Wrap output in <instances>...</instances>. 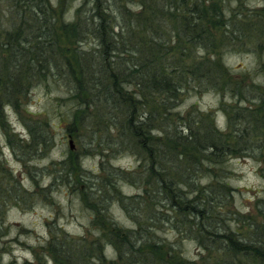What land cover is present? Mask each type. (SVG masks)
I'll use <instances>...</instances> for the list:
<instances>
[{"label": "rangeland", "instance_id": "374dc122", "mask_svg": "<svg viewBox=\"0 0 264 264\" xmlns=\"http://www.w3.org/2000/svg\"><path fill=\"white\" fill-rule=\"evenodd\" d=\"M45 1L57 45L46 53L53 51L55 67L30 78L14 96L16 107L5 105L0 118L1 262L55 264L50 250L60 264H66L63 251L72 264H92L94 255L85 260L87 252L102 253L100 264L215 260L195 226L182 223L149 194L147 155L131 140L104 130L109 118L122 122L125 117L123 110L104 105L108 69L126 89L141 94L137 107L149 114L153 143L165 152L166 167L176 164L170 173L176 182L189 194L210 192L213 185L208 199L214 198L220 211L214 209L212 216L217 224L241 231L246 240L264 231V0H103L118 25L113 32L119 52L111 58L94 32L91 3ZM189 10L198 11L211 33H199L197 40L185 29L193 21ZM15 12L10 0H0V30L19 24L21 14L15 17ZM26 22L29 34L36 26ZM102 58L112 61L106 66ZM135 64L166 70L179 83L178 96L155 93L142 73L125 77ZM80 65L86 87L77 90ZM36 125L47 134L42 148L30 143L29 127ZM196 129L216 131L242 151L222 159L198 156L197 165L195 157L180 156L182 149L172 142L176 133Z\"/></svg>", "mask_w": 264, "mask_h": 264}, {"label": "trees", "instance_id": "16d2710c", "mask_svg": "<svg viewBox=\"0 0 264 264\" xmlns=\"http://www.w3.org/2000/svg\"><path fill=\"white\" fill-rule=\"evenodd\" d=\"M10 1L16 11L15 17L18 14H21V17L19 18V24L16 26L17 28H13L12 31L0 30V118H3L5 105L13 108L16 107L17 101L14 100V96L18 92L21 95L24 85L30 84V78L34 77V75L40 77L41 75H46V68L52 70L55 67V64L51 62L53 61L51 56V52L53 51L48 53L49 55L46 52L49 49L54 50L57 48L56 35L52 23L54 17L50 13L46 1ZM84 2L86 4L91 3L93 6L92 10L94 14L92 21L95 23L94 32L104 46V55L110 56V58L112 55L117 56L119 50L117 49V43L114 42V38L118 34L117 32H113V26L117 23L115 16L107 14V8L104 6L103 0H84ZM188 14L193 17V21L186 22L185 29L188 30L189 28L190 31L193 30L196 33L195 38L197 40L200 39L199 33L202 36L206 32L211 33V30L209 31L210 24L203 22V17L199 15L197 10H189ZM26 19L32 20L36 26L33 31H29V34L24 28V25L27 23ZM116 27L118 28V25ZM233 35L236 36L235 33ZM119 44L121 46L126 45L122 41H119ZM25 47H32V50L28 53L24 52ZM37 48L38 51H36ZM102 59H105V64L109 60L110 62L112 61V59ZM21 69L23 72L17 76L18 71ZM79 69L80 82L77 83V90L86 87L85 81L83 80L82 65H80ZM30 70H33L32 74L29 73ZM141 73L142 77L146 76L149 86L155 93L163 95L167 99L170 97L175 98L180 93L179 83L173 80L166 70H159L158 67H155V69L151 68L149 71L146 67L135 64L133 69L125 72V77H136L137 74ZM107 75L110 76L111 81L109 80L105 84L106 86L103 87L106 90L104 105L107 107L115 106V110L118 112L123 110L125 117L122 122H118L115 117L109 118V126L105 122L102 123L105 126L104 130L115 132L117 139L123 142H129L131 140L134 148L143 152L151 160V164L147 168L150 179L148 183H152V191H149L151 197L172 209L173 213L181 217V221L185 225L192 223L195 226L197 238L200 237L202 241H207V245H209L205 246L208 253L216 254V258L211 264H264V231L253 232L251 239L246 240L245 236L240 234L241 231L217 224V220L212 217L215 209L213 207L214 198L208 199V197H211L210 192L211 195L213 193V185L208 188L210 192L203 190V193L195 191V193L189 194L186 187L176 182V179L170 175L171 172H175L176 164H173L170 170L166 167L162 155L165 152L156 143H153L154 138L149 129V114L145 110H140L137 107V104L142 101L141 94L126 89L123 83L121 84L118 81L117 76L111 69L107 70ZM37 79L39 82H42L41 78ZM137 88L138 90H142L138 85ZM5 98L6 103L4 104ZM136 100H138L137 103ZM83 104L85 105V103ZM75 110L81 111L82 108L76 106ZM72 117L74 118L75 114ZM71 125H74L73 120L69 126ZM40 128L39 125L29 127V134L30 143L42 148L46 144L47 134L43 130L39 132ZM208 132L214 135L210 136ZM208 132L199 133L198 129L194 131L190 130L186 134L179 132L175 134L172 142L178 148L182 149L180 156L184 157L185 155V158L190 157L191 160L195 157L197 162L192 161L197 165L199 163L198 156L206 160H212L213 158L222 159L230 155L231 152L237 155L242 151V149L239 150L236 147L232 149L229 142L222 139L224 137L216 131L208 130ZM244 133L246 132H239L241 135ZM93 184H96V182ZM222 188L223 186L219 189ZM215 211L220 214L219 210L215 209ZM177 215H175L171 224L176 221ZM160 216L157 218H161L163 222H169V217L165 218L162 215ZM139 239L143 240L144 238L141 236ZM53 246L59 248L54 244ZM93 246H98L96 249H99L98 241ZM128 248H130L132 253L137 254L136 248L132 243L129 242ZM50 252L52 255L50 257L53 258L52 260H54L55 264H60L61 261L59 258L54 256L55 254L51 250ZM218 252H220V255ZM91 253L94 255L92 258H95V262L93 260L92 264H100V262L104 261L102 253L99 254V252H87L85 260L91 257ZM119 253H122V250ZM63 254L66 256V264H72V260L68 257V254L65 251H63ZM37 260L42 262L40 258ZM134 263L140 264L139 262ZM0 264H3L1 258ZM6 264H14V262ZM146 264H149V261Z\"/></svg>", "mask_w": 264, "mask_h": 264}, {"label": "water", "instance_id": "95a60500", "mask_svg": "<svg viewBox=\"0 0 264 264\" xmlns=\"http://www.w3.org/2000/svg\"><path fill=\"white\" fill-rule=\"evenodd\" d=\"M69 145H70V149L72 150L73 146H72V142L71 141L69 142Z\"/></svg>", "mask_w": 264, "mask_h": 264}]
</instances>
